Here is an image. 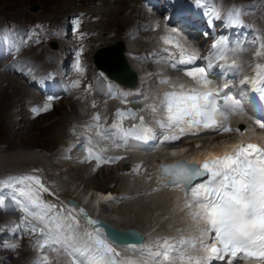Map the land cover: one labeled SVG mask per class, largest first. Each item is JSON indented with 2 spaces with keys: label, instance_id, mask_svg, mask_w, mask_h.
Segmentation results:
<instances>
[{
  "label": "snow or ice",
  "instance_id": "6c2138e0",
  "mask_svg": "<svg viewBox=\"0 0 264 264\" xmlns=\"http://www.w3.org/2000/svg\"><path fill=\"white\" fill-rule=\"evenodd\" d=\"M197 2L200 3V0ZM209 14L216 19L220 18L218 10L213 9ZM239 15L238 10L230 12L227 15L229 23H241ZM222 44L223 41H218L213 47ZM261 49H264V43L261 44ZM195 59L194 56H188L189 62ZM224 67L236 69L238 66L233 63ZM211 68L212 64L209 63L207 68L186 71V75L207 88L212 83L208 78ZM240 83H250L253 92L264 93V64L255 65V76L245 77ZM229 88V84L225 83L218 90L192 89L165 93L163 104L167 112V123L161 122V126H179L185 122L186 117H190L186 121L188 129L200 126L204 129L222 127V123L217 120L218 116L226 120L229 115L243 111L241 100L234 98L230 92H225ZM118 115L123 117L124 114ZM259 126L264 128V123ZM113 127L124 137L134 135V138L145 141L150 138L151 130L146 127L139 133H135V125L130 130H124L119 124H114ZM229 130L224 128V131ZM179 131L183 133L185 128L181 127ZM178 138L172 137L173 140ZM87 151L91 157L93 149L88 148ZM95 159L99 162L101 157L96 155ZM163 172L170 177L169 183L177 187L183 184L185 208L195 207L197 211L192 213L193 218L203 219L206 227L197 229L200 233L199 242L196 239L181 238L177 245H172L165 239L163 252L155 254V257H162L160 264H172L170 255L173 252H178L177 259L180 264H212L214 260L238 264L244 259H253L264 264V147L248 143L237 146L232 154L213 157L199 166L178 162L163 167ZM205 177L206 179H201ZM5 186L14 189V198L28 216L42 224L49 234L54 232L58 236L68 255L73 257L71 264H139L130 257H121L113 246L115 237L110 239L105 234V229L97 226L99 222L89 218L83 209L77 212L72 208L65 214L63 208L56 211V205L44 201L40 193L47 192L48 189L39 177H11ZM77 215L85 217L87 227L82 230ZM31 230L37 231L35 226ZM211 233H214L213 242L204 243V237ZM125 247L134 249L135 246L127 244ZM196 248L204 250L206 254L193 256L179 251Z\"/></svg>",
  "mask_w": 264,
  "mask_h": 264
},
{
  "label": "rangeland",
  "instance_id": "374dc122",
  "mask_svg": "<svg viewBox=\"0 0 264 264\" xmlns=\"http://www.w3.org/2000/svg\"><path fill=\"white\" fill-rule=\"evenodd\" d=\"M66 1L67 0H0V19L12 18L18 21H22V20L33 21L35 19H39L40 25L39 24L38 25L42 26L46 30L48 26V22L46 21V19L53 20V21H59L62 18H65L66 16L69 15V13H66L68 11H71V13H75V12L78 13L80 8L88 9V10L90 9L93 13H95L94 14L95 15L94 25L97 27L96 28L97 37L93 40V43H95L96 45H95V48L90 53L92 57L94 55V52H96V50L98 49L97 47L102 46L101 45L102 43L100 42L115 39L113 41L115 43L117 42V40H119L118 35L124 38L122 35L124 33V29L126 28V26L128 25L134 26L135 24L134 20H137L139 18L137 14L135 16V13H138L136 12L137 10L133 12V10H131V5H128V7L130 8L127 7L126 8L127 11L124 10L125 12L124 11L122 12V20H121L122 24H120V31L119 33H115L114 29L117 25L107 28L108 25L110 24L109 23L110 18L107 17L106 13H102L99 10L101 3H102L101 4L102 8L104 6L102 0H90V1L89 0L87 1L71 0L69 1L71 4L70 7L65 4L64 5L57 4L59 2L65 3ZM114 1L115 0H109L108 3L111 4ZM135 1L136 0H134L133 2L136 4L137 2ZM130 2L132 3L131 0ZM143 2L144 0L141 1V3ZM35 5H37V8L33 9V6ZM95 8L96 9L98 8V9L95 10ZM256 16L261 22L262 16L264 17V1L260 2V5L256 11ZM143 18H144L143 23H147L146 17L143 16ZM126 19L128 20V22ZM149 27L150 25L147 24L146 26H141L140 30L141 29L146 30V29H149ZM137 35H140L138 36L140 38L142 37L148 40H152L153 38L152 31H149V32L147 31L146 34L140 31V32H137ZM140 42L132 41L131 46L133 48H137L142 45H148V43L143 42L141 40ZM41 50H44V49H41ZM39 51L40 49L33 51V52H35L37 54L36 56H38ZM46 58L47 56L45 57V59ZM246 63H248L247 59H246ZM0 72L1 74L4 73V71H0ZM6 74L8 76H11L14 79L16 78L13 75H11L9 72H7ZM2 77H5V76H1L0 78V86H1L0 89L3 86H5L7 87V91H8V92L6 91L7 92L5 94L6 96L5 95H2V96L4 97V100H7V99L11 100L10 103H12V106L6 103L4 105H1L0 103V121H1L0 122V171H10V170H17V169H25L31 166H38L45 174L49 176L47 179H45L44 184L55 190L59 189L60 191L65 192L66 194L76 193V194L83 195V194H86V192L87 193L95 192L96 190L94 189H98L96 186L97 184H105L106 186H109V190L111 191L116 190L117 193L120 195V197L117 200L110 201V204H109L110 210L109 209L106 210V215L110 219L116 220L118 223L122 222V225H132L139 229L140 227L145 226L147 228L148 226L152 225L151 227H154L153 228L154 231L158 229L160 233L162 232L173 233L176 229L175 226L182 223L181 221L182 218L180 215H175V216L172 215V217H169V218H167V216H165L166 218L164 216L159 218V216L161 215V211L165 212L167 206L169 207V205L171 204L172 198H173L172 193L167 192V191H164V192L161 191L162 194H160L159 192L160 190L155 191V192L139 193L137 190L142 191L144 187H146L145 183L141 182L138 179H134L135 177L130 179L123 174L119 175V172L121 171V169L115 166L102 168L97 173L91 174L92 172H96L97 170L94 171L90 165L86 164L85 162H82L83 165L78 166V167H81V169L79 170V173L73 174V172L71 171L69 172V170L67 171L69 164L63 163V161L57 160L58 158L61 160H67V161L69 160V161H72L71 163H74V160L70 158L72 149H73L71 146L78 145L79 143H77V140L80 141V139L75 133H73V136H72L73 139L70 142L71 144L70 143H69L70 145L66 144V146L64 145V147L63 145L60 146L61 148H65L66 151L63 152L62 154L54 155L53 154L54 147L58 146L57 139L48 138L47 133H49L51 129H46L45 126L48 123L55 122L54 128L55 129L57 128L56 130L59 129V131H62L65 129L66 131L70 132L69 130L72 129L73 124L70 125L69 120L67 121V118H69L70 116L67 114L71 111V104L74 105V102L70 98H61L59 102L56 103L55 107L48 114L41 115L37 119L34 118L33 116H29V119L27 117L25 119V125H29V123L32 122L31 120H33L32 128L34 129L28 133H25V132L20 133V134L14 133L13 139L10 138L11 142L8 140H5L6 138H8V133L5 131V128H6L4 126L5 121H3L2 123V119L5 118V115H7L9 111L10 112L12 111L14 112L13 113L14 115H11V117L6 116L5 119L6 120H8L9 118L12 120L14 119V121L16 122L14 125L15 129L18 128V126H22L24 124V122L22 123L21 115L17 113L20 108L19 103L21 101L18 103L17 101L15 102V100H18V98H20L22 94H23V97L21 98V100L27 99V97L25 98V95L27 94L29 95V93L31 92V88L24 85V83L18 79V83L24 85L22 87L24 90L22 88H20L19 90H15V87L13 85H7V82L10 81L9 79L5 80ZM14 84L16 83L14 82ZM11 86H13L14 89H10L12 88ZM5 107L7 109H5ZM78 115L81 116L80 114H77V116ZM74 125L77 126L78 124H74ZM224 136L229 137V136H232V134L228 133ZM223 140L224 138L211 140V141H208L207 144H210V146H212L211 144L214 145V144L222 142ZM190 144H192L191 150H196L199 148L198 145H193V143H190ZM186 147L187 146H185L184 148ZM50 152H51V155H50ZM80 152L81 151L79 148L77 150L76 156H80ZM53 155L55 157L52 158ZM74 166H76V163L74 164ZM116 168L118 170H116ZM129 173L130 172H126V174H129ZM90 175L92 176V178ZM112 175L113 176L115 175L116 177H120L121 181L119 183H116V182L114 183V181H110L109 179ZM87 177L91 178V181L89 183L85 182V179H87ZM130 191H134L133 194H131L132 192L130 193ZM124 192H127L128 194H124V196L121 197ZM92 195H95V193ZM137 214H140L139 215L140 218H137L138 216ZM6 226L7 225L0 224V231H2L3 229H6ZM150 231L151 230H149V232ZM7 234H8V231L0 234V240H1L0 246H8V247L10 246L8 251L6 250L3 253L0 252L2 253V256L5 255L4 258L5 257L9 258V260H7L4 264H18V263L19 264H33V261L35 259V252L33 251V249L29 247V249L25 250L26 252H21L20 249L23 248V244H21L20 242H25V241L23 240L15 241L14 239L7 240L6 238ZM17 243H19L18 247H12L13 245H16ZM21 258L23 259V261L18 262V260Z\"/></svg>",
  "mask_w": 264,
  "mask_h": 264
},
{
  "label": "bare ground",
  "instance_id": "6f19581e",
  "mask_svg": "<svg viewBox=\"0 0 264 264\" xmlns=\"http://www.w3.org/2000/svg\"><path fill=\"white\" fill-rule=\"evenodd\" d=\"M69 1H71V0H67L65 3H57V4H65V5H67V6H69L70 7V2ZM85 1H87V0H85ZM90 1V0H89ZM108 1L109 0H102V2H103V8H102V6H101V4H100V12H102V13H106V15H107V17H109L108 19L110 20L109 21V25H108V27L107 28H109V27H111V26H114V25H117L116 27H115V33H119V31H120V24H122L121 23V20H122V12L124 11V10H126V8L128 7V5H131V10H133V12L134 11H136V12H138V19L137 20H134V22H135V24H134V26H132L133 27V31H137V32H140V31H142V33H144V34H146L147 33V31H145V29L144 30H140V28H141V26H146L147 25V23H143V21H144V18H143V16L144 15H146V14H148V8L147 7H145L144 6V2L143 3H141V1H143V0H136L135 2H137L136 4L133 2L134 0H131L132 1V3L130 2V0H115L114 2H112L111 4L110 3H108ZM94 2V1H93ZM92 2V3H93ZM83 3V2H82ZM62 5V6H63ZM83 5V4H82ZM80 6V5H79ZM91 6V5H90ZM92 8V7H91ZM99 8V7H98ZM97 8V9H98ZM101 8H102V10H101ZM128 8H130V7H128ZM83 8H80L79 10H82ZM93 9V8H92ZM96 8H95V10H97ZM155 9V8H154ZM90 10V9H89ZM94 10V9H93ZM73 11V10H72ZM127 11V10H126ZM129 11V10H128ZM20 12V11H19ZM18 12V13H19ZM96 12V11H95ZM125 12V11H124ZM66 13H69V15L68 16H71V15H77L78 13L77 12H75V13H71V11H68V12H66ZM99 13V12H98ZM130 13V12H129ZM128 13V14H129ZM20 14V13H19ZM62 14V13H61ZM93 14H95V13H93ZM125 14V13H124ZM136 14L137 13H135V16H136ZM130 15V14H129ZM262 15V14H261ZM56 16V15H55ZM68 16H66V17H68ZM128 16V15H127ZM126 16V17H127ZM132 16V15H131ZM125 17V16H124ZM58 18V17H57ZM64 18H62L61 19V21L63 20ZM262 21L264 20V17L262 16ZM127 20V19H126ZM24 20H22V21H20V22H23ZM125 21V20H124ZM127 22H128V20H127ZM130 22V21H129ZM100 23H101V21H100ZM99 23V24H100ZM38 24L40 25V20H38ZM126 25V24H125ZM124 25V26H125ZM14 26H10V27H8V29H9V31H10V33L11 34H13V31H14V28H13ZM41 27V29H42V32H43V35H46V33H47V31L42 27V26H40ZM149 32V31H148ZM118 37L121 39V41L123 42V46H124V48H123V46L121 45V47L123 48V49H125V50H127V49H130L129 48V43H128V41H126V39H124V38H122V37H120L119 35H118ZM115 39H111V40H107V41H103V42H100V43H102L101 45H102V47H103V49L105 48V47H107V46H111V45H115V47H112V49H104L105 51L104 52H100V59L101 60H106V61H108L109 62V64H110V68H113V70L114 69H116L117 67H118V65L119 66H121L120 65V62L118 61V60H120V58H119V56H118V53L117 52H112V51H114V50H116V48L117 47H119L118 45L120 44V43H113V41H114ZM140 40L141 41H143V42H145L144 40H142L141 38H136V39H133L132 41H139L140 42ZM84 42H86V39H85V37H84ZM141 43V42H140ZM147 43V42H146ZM131 45H132V42H131ZM114 48V49H113ZM124 52V50H122V53ZM13 54H15V52L13 53ZM36 55V54H35ZM44 55V50H40L39 51V54H38V56H33L32 57V59H35L36 61H40L41 59H42V56ZM123 55L126 57V59H127V63H128V65H129V67L135 72V73H137V69L135 68V66H134V61H133V59L132 58H130L129 56H127L126 54H124L123 53ZM47 59V58H46ZM246 62V59L244 60V63ZM4 71V73H2L1 74V72H0V78H1V76H5V77H2V78H4L5 80L6 79H9L8 81L9 82H7V85H13L14 87H15V90H19L20 88H22L24 85L23 84H19L18 83V79L17 78H12L11 76H8L6 73V71L5 70H3ZM119 72H121V69H119ZM118 72V73H119ZM127 83H129L130 81H128V80H125ZM4 82V81H3ZM14 82L16 83V84H14ZM5 85V84H4ZM13 86H11L12 88H10V89H14L13 88ZM1 87V86H0ZM8 87H10V86H8ZM23 89V88H22ZM9 90V89H8ZM24 90V89H23ZM7 87H5V86H3L1 89H0V94H1V98H0V103H1V105H4L5 103L6 104H10L11 106H12V103H10V101L11 100H9V99H7V100H4V97L2 96V95H5L7 92ZM21 91V90H20ZM10 92V91H9ZM14 94V93H13ZM19 94V93H18ZM24 94H25V92H24ZM6 96V95H5ZM23 97V94H22V96L20 97V98H18V100H15V102L17 101L19 104H20V108H19V110H18V114H20L21 115V117H22V123L24 122V124L22 125V126H18V128H16L15 129V127H14V125H15V121H14V119L12 120V119H8V120H6L5 118H6V116H10L11 117V115H14L13 113L14 112H10L9 111V113L7 114V115H5V118H3L2 119V123H3V121H5V123H4V126L6 127L5 128V131L8 133V138H4L5 140H8V141H10L11 139L10 138H12L13 139V136H14V133L15 134H20V133H28V132H30L31 130H33L34 128H32L33 127V120H31L32 122H30L29 123V125H25V119L28 117V119H29V116H32L31 115V113L29 112V111H26V108H25V105H24V101L23 100H21V98ZM13 101V100H12ZM59 102V101H58ZM57 102V103H58ZM71 104V103H70ZM9 106V105H8ZM5 109H7L6 107H5ZM7 111V110H6ZM50 111H48V112H45V113H43V114H38V115H36V116H33L34 118H38L39 116H41V115H44V114H48ZM80 109H79V107H76L75 106V104L73 105V104H71V111L67 114V115H70L69 116V118H67V121L68 120H70V118H74L75 120H74V124H79L80 123V121H78V118H80V116L78 115L77 116V114H80ZM66 115V114H65ZM81 115V114H80ZM227 122L228 123V121H229V118H227L226 120L222 117V124L224 123V122ZM1 122V121H0ZM65 122V121H64ZM1 123V124H2ZM55 123V122H54ZM54 123H46L47 125L45 126L46 127V129H51V131L49 132V133H47V136H48V138L49 139H57V145L58 146H56V147H54V150H53V148H52V150H53V154L54 155H59V154H62L63 152H65L66 150H65V148H61L60 146L61 145H63V147H64V145L66 146V144H68V145H70L71 143V141H72V136H73V133L71 132V130H69L70 132H68V131H66L65 129V131L64 130H62V131H59V129L58 130H56L55 128H54ZM68 124V123H67ZM184 124H187L186 122H184ZM64 126V125H63ZM76 126V125H75ZM66 127H68V126H66ZM248 132L249 131H246L245 133L246 134H248ZM76 133V132H75ZM210 135L209 134H206V135H201L200 136V138H202L203 140L204 139H207L208 137H209ZM256 138H260V140H263L264 139V137L263 136H261V134L260 133H258V132H256ZM11 142V141H10ZM14 142V141H13ZM74 142H76V141H74ZM70 143V144H69ZM77 143H79L78 145H72L71 147L73 148L72 149V153H71V156H70V158L71 159H73L74 160V163H71L72 161H67V160H61V159H58L57 158V160L58 161H63V163H67V164H69V166H68V168H67V171L69 170V172L71 171V172H73V174H76V173H79V170L81 169V167H78V166H80V165H83V163L82 162H85L84 161V158H82L81 156H76V153H77V150L80 148V145H81V140L80 141H78L77 140ZM2 144V143H1ZM32 144H34V143H32ZM185 144H187V143H183V144H180V145H178L179 147L178 148H175V149H172V150H161L160 152H158V154H157V156H156V153H154V154H152V156H153V160H154V162H155V165L157 166L158 165V163L160 162V160L161 159H164V161H170V160H174V159H178V158H186L187 160H192V159H195V160H197V161H200L201 159H202V156H203V154H204V152H201V150H200V147L198 148V149H196V150H191V146H189L188 148H184L185 147ZM188 144H190V143H188ZM222 142H220V143H217V144H211L212 146H213V148H215V149H219V148H221V146H222ZM28 145V144H27ZM46 151V150H45ZM50 155H51V152H50ZM52 156V158L53 157H55V156ZM76 158H75V157ZM69 158V159H70ZM56 159V158H55ZM55 159H53V160H55ZM57 161V162H58ZM192 161H194V160H192ZM60 163V162H59ZM76 163V166H74V164ZM85 164V163H84ZM56 165V164H55ZM59 165V164H58ZM106 167H112V166H103V167H100V168H98L97 169V171L96 172H92L91 174H95V173H97L98 171H100L102 168H106ZM118 167V166H117ZM118 168H120V167H118ZM123 168V167H122ZM116 170H118L117 168H116ZM66 171V170H65ZM82 171V170H81ZM109 172V171H108ZM107 172V173H108ZM123 172H125L126 173V171H123ZM110 173V172H109ZM72 174V175H73ZM119 175H121L120 173H119ZM91 176V175H90ZM156 176H157V181H159L160 182V180L162 179V178H166L164 175H161L160 173H158V171H157V173H156ZM91 178H92V176H91ZM91 178H88L87 177V179H85V182L86 183H89L90 181H91ZM110 181H114V183L116 182V183H119L120 181H121V178L120 177H116L115 175L113 176H111L110 177V179H109ZM140 182V181H139ZM108 184V183H107ZM110 184H112V183H110ZM143 184V183H142ZM97 186V188L98 189H102V190H104L105 192H103L102 190H96L94 193H95V195H92L91 194V196L88 198V196H89V193H87V194H83V195H81L82 197H83V201H85V200H87L86 201V207L88 208V210H89V212L91 213V214H94V215H99V216H103L104 217V219L106 220V221H108L109 223H111L112 225H114V226H116V227H118V228H124V227H130V226H132V225H122V222L121 223H118L116 220H113V219H110L107 215H106V210L107 209H109L110 210V207H109V204H110V201H115V200H117L119 197H120V195L117 193V191L116 190H109V186H106L105 184H97L96 185ZM135 188V187H134ZM138 188V187H137ZM181 188H182V184L179 186V187H177V186H175V187H172V189L174 190V195H176L180 190H181ZM107 191H109V193L107 192ZM139 193H141V192H143V191H139V190H137ZM161 191H163V190H160L159 192H160V194H162L161 193ZM72 192V191H71ZM107 192V193H106ZM132 192V193H131ZM133 192L134 191H130V193L131 194H133ZM164 192V191H163ZM144 193V192H143ZM72 194V193H71ZM76 194V193H75ZM110 194H112V195H114V198L113 199H111V200H108L107 201V203L106 204H104V205H101V209H99V206L97 207V206H94V207H92V205H91V203H98V202H100L101 200H103V199H105V198H107L108 196H110ZM124 194H128L127 192H124L123 194H122V196L121 197H123L124 196ZM138 194V193H137ZM173 194V193H172ZM79 195V194H78ZM78 195H76V197H78ZM171 201V200H170ZM169 201V202H170ZM179 205H184L185 204V200H181L179 203H178ZM170 208H172L173 210H175L174 209V207H172V205L170 204L169 205V207L167 206V208H166V211L164 212V211H161V215L159 216V218L160 217H165V216H167V218L168 217H171V213H172V211L170 210ZM98 209H99V212H98ZM93 210V211H92ZM108 210V211H109ZM188 211H189V209L188 208H183L182 210H181V213H188ZM168 213V214H167ZM174 213V212H173ZM138 216H137V218H140L139 217V215L140 214H137ZM174 215H175V213H174ZM0 216H1V218H0V221H2V220H4V219H6L7 217H8V215H4V216H2L1 215V213H0ZM177 217V216H176ZM166 218V217H165ZM195 221H200L201 219H194ZM152 226V225H151ZM151 226H148L147 228L144 226V227H140V230H142L143 232H147L148 231V229H149V227H151ZM158 227V226H157ZM176 227V226H175ZM192 229H190L189 231H191ZM7 230L6 229H3L2 231H0V234H2V233H4V232H6ZM188 231V232H189ZM151 232V231H150ZM187 233V232H186ZM185 233V234H186ZM1 241V240H0ZM1 243V242H0ZM21 244H23V248H21L20 249V251L21 252H26L25 250H27V249H29V246L27 245V244H25L24 242H20ZM16 245H18L19 246V243H17ZM127 245V244H126ZM132 245H136V244H132ZM10 247V246H9ZM9 247L8 246H0V252H5L6 250L8 251V249H9ZM119 247H124L125 248V250L123 251V252H125L126 254H128L129 256H127V257H130V258H134V255H133V253H132V251H133V249H128L127 247H125V245H119ZM2 253H0V258H1V260H0V262H2V263H5L7 260H9V258H4V256H2ZM122 257H124L123 255H122ZM23 259H24V257H23ZM23 259L21 258V259H19L18 260V262H21V261H23ZM71 261V260H70Z\"/></svg>",
  "mask_w": 264,
  "mask_h": 264
},
{
  "label": "water",
  "instance_id": "95a60500",
  "mask_svg": "<svg viewBox=\"0 0 264 264\" xmlns=\"http://www.w3.org/2000/svg\"><path fill=\"white\" fill-rule=\"evenodd\" d=\"M118 46L119 47H117L116 50H114L112 52L118 53V56L120 58V60H118V61L120 62L121 66L118 65V67L113 70V68H110V64L108 61L100 59V52H104L106 49H112V47H115V45L107 46L104 48L105 50L103 49V50L98 51V54H97V58H98V62H99L98 65H99V67L106 69L109 72V74L114 76L119 81L125 82V80L128 77L133 79V78H135V76H134L133 71L129 68L127 61H126V58L124 57V55L122 53L123 48L121 47V44H119ZM119 69H121V72H119ZM178 162H182L186 165H189L186 162H184L183 160H179L177 162L171 163L170 165L176 164ZM71 201L73 203H77V201H75V200H71ZM81 209H83L84 212L87 213V216L89 218H91L93 220H97L99 222V224L103 225L106 228V231L110 236H114L115 239H117L119 241H123V242H125V241H139L143 237L142 232L134 226L125 227V228H118V227L112 225L111 223H109L108 221H106L105 219H103L101 217L90 216L84 207H82Z\"/></svg>",
  "mask_w": 264,
  "mask_h": 264
}]
</instances>
